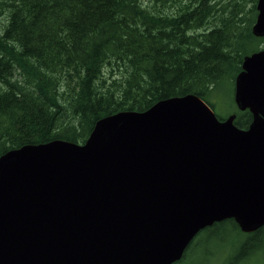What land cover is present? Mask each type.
Here are the masks:
<instances>
[{"label": "water", "instance_id": "1", "mask_svg": "<svg viewBox=\"0 0 264 264\" xmlns=\"http://www.w3.org/2000/svg\"><path fill=\"white\" fill-rule=\"evenodd\" d=\"M233 101L247 129L187 94L101 118L83 144L2 154L0 264H175L216 223L262 228L264 48L243 58Z\"/></svg>", "mask_w": 264, "mask_h": 264}, {"label": "trees", "instance_id": "2", "mask_svg": "<svg viewBox=\"0 0 264 264\" xmlns=\"http://www.w3.org/2000/svg\"><path fill=\"white\" fill-rule=\"evenodd\" d=\"M256 3L0 0V156L53 140L83 144L101 118L171 97L194 94L212 109L216 89L234 88L243 58L264 48L252 34ZM235 109L247 129L250 113ZM227 225L250 236L233 220L201 233L211 239ZM250 237L223 264H247L264 226Z\"/></svg>", "mask_w": 264, "mask_h": 264}, {"label": "rangeland", "instance_id": "3", "mask_svg": "<svg viewBox=\"0 0 264 264\" xmlns=\"http://www.w3.org/2000/svg\"><path fill=\"white\" fill-rule=\"evenodd\" d=\"M232 95L233 84L230 82L222 83L212 95L210 103L213 104L212 110L217 118L224 119L236 112ZM210 234V232H200L194 237L185 251L187 258L182 264H223L226 256L229 258L234 254L237 255V251L232 247L237 243L249 241L253 233H249L250 236L242 235L232 226L227 225V227L217 229L211 239H209ZM256 246H261V249L252 254L247 264H264V240ZM208 253L211 254L206 256Z\"/></svg>", "mask_w": 264, "mask_h": 264}, {"label": "flooded vegetation", "instance_id": "4", "mask_svg": "<svg viewBox=\"0 0 264 264\" xmlns=\"http://www.w3.org/2000/svg\"><path fill=\"white\" fill-rule=\"evenodd\" d=\"M251 115V114H250ZM220 120H222V119H220ZM251 120H252V116H251ZM251 123V122H250Z\"/></svg>", "mask_w": 264, "mask_h": 264}]
</instances>
